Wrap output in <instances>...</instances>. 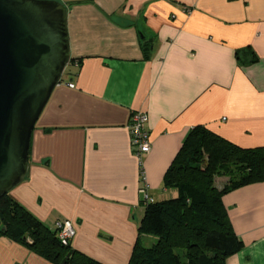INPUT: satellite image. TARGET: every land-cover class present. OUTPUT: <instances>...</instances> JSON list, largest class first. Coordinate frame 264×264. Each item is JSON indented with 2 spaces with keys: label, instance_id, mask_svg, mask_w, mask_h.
Returning <instances> with one entry per match:
<instances>
[{
  "label": "crops",
  "instance_id": "1",
  "mask_svg": "<svg viewBox=\"0 0 264 264\" xmlns=\"http://www.w3.org/2000/svg\"><path fill=\"white\" fill-rule=\"evenodd\" d=\"M58 1L80 63L38 120L27 177L10 195L54 231L70 221L73 249L129 264L146 210L133 112L148 115L143 168L155 202L177 196L165 177L196 126L264 148V0ZM223 203L244 244L226 264H264V181ZM0 264L52 263L0 234Z\"/></svg>",
  "mask_w": 264,
  "mask_h": 264
},
{
  "label": "trees",
  "instance_id": "2",
  "mask_svg": "<svg viewBox=\"0 0 264 264\" xmlns=\"http://www.w3.org/2000/svg\"><path fill=\"white\" fill-rule=\"evenodd\" d=\"M241 57V51H238ZM80 60L72 59L70 65ZM217 178H226L221 186ZM264 181V148H243L204 126L194 127L165 177L177 196L145 205L129 264H226L244 244L234 233L223 197ZM143 203V202H142ZM144 204V203H143ZM0 234L52 264H103L63 245L52 230L14 200H0ZM157 242L144 248L141 237Z\"/></svg>",
  "mask_w": 264,
  "mask_h": 264
},
{
  "label": "water",
  "instance_id": "3",
  "mask_svg": "<svg viewBox=\"0 0 264 264\" xmlns=\"http://www.w3.org/2000/svg\"><path fill=\"white\" fill-rule=\"evenodd\" d=\"M68 7L0 0V200L27 177L32 135L70 65Z\"/></svg>",
  "mask_w": 264,
  "mask_h": 264
},
{
  "label": "built area",
  "instance_id": "4",
  "mask_svg": "<svg viewBox=\"0 0 264 264\" xmlns=\"http://www.w3.org/2000/svg\"><path fill=\"white\" fill-rule=\"evenodd\" d=\"M75 65H78L77 63ZM74 87V84H69ZM148 115L142 111L133 112L130 119V134L131 146L134 154L139 160L140 176L143 181V186L140 189L141 201L144 205L154 203V199L149 194V186L146 183L145 170L143 168V157L151 151V137L147 128ZM57 235L63 245L71 244V241L76 236V229L74 225L67 220H59L55 224Z\"/></svg>",
  "mask_w": 264,
  "mask_h": 264
},
{
  "label": "rangeland",
  "instance_id": "5",
  "mask_svg": "<svg viewBox=\"0 0 264 264\" xmlns=\"http://www.w3.org/2000/svg\"><path fill=\"white\" fill-rule=\"evenodd\" d=\"M71 68V65H68V67L65 70V73H67ZM65 75V74H64ZM224 181H227L226 178H217L216 179V185L221 186ZM157 242L156 238L150 235H143L141 237V244L144 248H150Z\"/></svg>",
  "mask_w": 264,
  "mask_h": 264
}]
</instances>
